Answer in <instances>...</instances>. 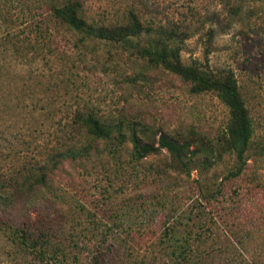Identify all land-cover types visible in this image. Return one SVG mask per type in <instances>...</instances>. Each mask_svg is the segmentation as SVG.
Listing matches in <instances>:
<instances>
[{
	"label": "rangeland",
	"instance_id": "obj_1",
	"mask_svg": "<svg viewBox=\"0 0 264 264\" xmlns=\"http://www.w3.org/2000/svg\"><path fill=\"white\" fill-rule=\"evenodd\" d=\"M82 2L85 17L104 25L123 23L134 8L148 26L175 27L184 64L233 69L255 123L250 158L238 178L228 179L235 170L228 153L210 166L197 156L186 173L175 170L164 151L135 164L128 142L113 156L107 141L80 130L69 140L62 130L71 121L67 115L83 108L97 111L106 123H122L125 134L136 129L145 143L167 134L203 148L222 134L228 110L214 93L191 94L178 76L150 65L127 45L80 42V35L50 14L49 0H0V177L25 169L37 173L58 157L51 149L63 153L55 167L48 166L46 188L16 193L0 203V215L17 227L46 222L64 236L107 198L123 227L134 232L128 237L120 231L127 241L122 262L142 254L137 240L148 244L159 234L155 221L146 226L149 212H158L157 220L181 219L179 229L202 228L208 264H264V68L257 63L264 58V0ZM98 214L103 222L113 217ZM86 222L91 227L93 217ZM3 234L0 264H17Z\"/></svg>",
	"mask_w": 264,
	"mask_h": 264
},
{
	"label": "trees",
	"instance_id": "obj_2",
	"mask_svg": "<svg viewBox=\"0 0 264 264\" xmlns=\"http://www.w3.org/2000/svg\"><path fill=\"white\" fill-rule=\"evenodd\" d=\"M82 1L49 0L50 14L73 33L80 35V42L99 40L127 45L126 47L133 49L134 54L145 59L150 65L161 67L178 76L189 85L191 94L214 93L226 106L228 119L222 134L214 140L215 144L206 143L205 147L198 148L189 139L167 134H161L156 143H145L136 133V129L130 128L128 134H125L122 131V123H106L97 111L76 108L72 114L67 115L71 121H66L62 128L64 136L69 140L73 139L76 129L93 138L105 140L111 145L113 156H117L128 142L130 159L135 164L147 156L164 151L174 169L186 173L192 169L194 158L197 156L201 165L210 166L220 161L223 154L228 153L235 159V170L229 172L228 179L238 178L250 158L249 150L255 135V123L247 106L246 92L238 83L234 70L228 68L213 72L194 63L184 64L180 56L181 46L178 44L181 40H176L178 37L175 27L169 29L167 25L162 24L148 26L145 18L134 8L126 11L123 23L99 24L85 17ZM257 63L264 68V58L257 60ZM56 149H51L50 152H56L58 157H62L63 153ZM68 153L74 154L73 151ZM261 153L257 152L262 155ZM58 157H50L37 173H27L25 169L17 172V175L0 177V203L6 204L16 193L32 191L34 187L46 188L45 173L48 166L57 165ZM24 165L23 163V168ZM108 204V199L103 198L92 213L82 214L85 221L79 217L76 223L79 226L71 225L70 231L64 236L57 234L46 222L35 221L33 225L24 223L23 226L17 227L1 215L0 230L4 233L5 243L13 249L9 253L15 254L17 264H208L209 255L205 251L207 240L202 228L196 233L191 229H179L181 219L170 222V219L163 215L157 220L158 212H149L146 226L148 222L155 221L153 229L156 230H152L157 233L160 229L159 234L148 244L146 243L149 240L142 239V245L140 240H137L136 243L143 247L142 254H129V257H126L129 259L122 262L125 255L121 248L126 246L127 241L120 231L128 237L134 232L123 227L124 221L115 210L107 206ZM99 211L112 213L111 222L106 221L107 219L103 222L104 218L98 214ZM90 215L94 222L88 227L85 225L89 224L86 220H89ZM138 233L140 234L139 230ZM140 237L141 234L139 239Z\"/></svg>",
	"mask_w": 264,
	"mask_h": 264
}]
</instances>
